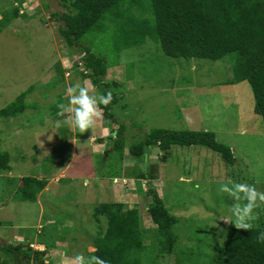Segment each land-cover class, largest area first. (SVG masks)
I'll return each instance as SVG.
<instances>
[{"label":"rangeland","instance_id":"374dc122","mask_svg":"<svg viewBox=\"0 0 264 264\" xmlns=\"http://www.w3.org/2000/svg\"><path fill=\"white\" fill-rule=\"evenodd\" d=\"M65 11L64 0H23L21 16L14 17L0 33V109L33 87L24 113L0 119V153L8 152L11 159V171L0 174V241L26 239L37 250L53 244L48 255L58 264H78V255L86 259L95 250L93 240L99 227L103 231L107 227L106 217L100 216L98 222L93 215L100 204L121 202L128 208L137 207L143 225L152 227L147 212L152 201L148 183L123 179L142 163L129 154V146L156 128L207 130L231 147L232 162L203 145H173L166 161L161 159L164 151L154 146L146 157L145 165L157 169L152 186L178 218L176 246L184 251L178 260L173 253L155 256V262L211 264L214 257L223 258L222 230L237 225L231 208L245 201L221 192L220 185L247 183L264 192V122L254 110L249 83L223 84L232 77L229 58H170L151 40L117 53L110 31L90 40L88 36L81 46H92L111 66L104 79L123 78L125 95L114 109L126 126L127 151L121 157L110 151L111 125L102 113L91 129L81 133L67 114L60 116L51 108L59 103V93L67 105V89L77 82L87 81L90 92L94 89L102 94L90 78L80 75L84 54L69 47L60 34L64 24L60 15ZM132 63L136 66L131 69ZM114 174L121 175L117 183ZM23 176L49 181L37 202L17 198V182ZM253 211L256 216L251 220L258 223L264 216V204ZM195 232L202 238L199 248L204 257L197 256V251L191 256L196 240L190 236Z\"/></svg>","mask_w":264,"mask_h":264},{"label":"trees","instance_id":"16d2710c","mask_svg":"<svg viewBox=\"0 0 264 264\" xmlns=\"http://www.w3.org/2000/svg\"><path fill=\"white\" fill-rule=\"evenodd\" d=\"M8 1V2H7ZM67 11L60 15L64 21L60 34L66 44L78 48L84 55L80 75L90 78L102 94L111 90L112 102L100 105L104 119L109 122L113 145L110 151H116L121 157L127 151L126 126L114 111L124 98L121 90L122 77L113 76L105 80L110 70L107 57L98 54L92 46H81V42L111 32V41L118 52L133 46H140L147 40L159 44L162 54L170 58L186 60L220 61L229 58L232 77L223 84H236L247 81L255 98L254 110L264 122V0H64ZM8 4L12 5L7 8ZM16 4V6H14ZM23 0H0V33L14 17L21 16ZM135 64L129 67L132 69ZM79 69V67H78ZM141 70V69H140ZM157 72V71H155ZM153 79V77H151ZM33 87L23 91L13 102L0 109V119L16 118L27 109L25 102ZM174 88V87H172ZM59 98L63 99L59 93ZM58 104L51 108L56 113ZM123 107H126L125 105ZM60 117V116H58ZM116 131L115 136L113 132ZM173 145H203L218 153L226 162H232L234 156L231 147L216 139L213 131L207 130H170L156 128L145 134L140 142L129 146V154L141 159L144 148L148 156L151 147L166 153ZM108 151V154L111 152ZM147 156V157H148ZM10 154L0 153V174L11 171ZM149 165V164H148ZM150 167L152 169H150ZM143 170L131 169L123 178L141 180L148 183L147 193L152 196L147 212L152 227L143 225L137 207L128 208L121 202L103 203L96 207L93 215L99 222L100 216L107 219L105 231L101 226L93 240L95 250L89 257L95 256L107 264H158L155 256L176 253L183 255V249L177 248L179 234L175 227L178 218L174 216L163 198L158 195L151 180L156 178L154 165ZM118 176L113 175V181ZM49 181L35 176H23L17 182V198L23 201L37 202L38 195L44 191ZM256 221H248L249 228L228 226L223 228L225 242L223 258H213L211 264H264V216ZM191 235L196 245L191 246V256H205L199 245L202 238ZM189 238V239H190ZM33 242L0 241V264H58L48 255L53 244H46L43 250L33 249ZM45 244L43 242H39ZM198 249V250H197ZM155 250L158 255H155ZM197 251V252H196ZM196 252V253H195ZM86 258V260L88 259ZM205 260V258H204ZM202 261V260H201ZM95 264V262H93Z\"/></svg>","mask_w":264,"mask_h":264},{"label":"clouds","instance_id":"9594fccd","mask_svg":"<svg viewBox=\"0 0 264 264\" xmlns=\"http://www.w3.org/2000/svg\"><path fill=\"white\" fill-rule=\"evenodd\" d=\"M67 92L69 93L68 103L67 105L59 104L57 114L60 116L67 114V120L81 133L91 129L95 121L100 117V105L107 106L113 100L111 90H106L103 94L96 92L94 89L90 92L87 81L72 84L67 89ZM117 179H114L113 182L117 183L118 181L115 182ZM220 191L235 195L237 201L241 199L245 201L243 205L239 202L235 203L231 208V213L238 221L237 227L249 228L250 224L247 221L254 219L256 216L253 210L264 204V192L258 191L254 185L247 183H235L232 187L227 184H221ZM259 238L264 239V233L260 234ZM76 261L78 264H93V262L95 264H107L106 261L100 260L95 256L86 260L82 255H78Z\"/></svg>","mask_w":264,"mask_h":264},{"label":"water","instance_id":"95a60500","mask_svg":"<svg viewBox=\"0 0 264 264\" xmlns=\"http://www.w3.org/2000/svg\"><path fill=\"white\" fill-rule=\"evenodd\" d=\"M147 148L145 147L144 148V152L141 154V168L143 169V170H145L146 169V163H145V160H146V157H147Z\"/></svg>","mask_w":264,"mask_h":264},{"label":"built area","instance_id":"2783aa9c","mask_svg":"<svg viewBox=\"0 0 264 264\" xmlns=\"http://www.w3.org/2000/svg\"><path fill=\"white\" fill-rule=\"evenodd\" d=\"M115 182H117V180H115Z\"/></svg>","mask_w":264,"mask_h":264},{"label":"crops","instance_id":"0c3cea01","mask_svg":"<svg viewBox=\"0 0 264 264\" xmlns=\"http://www.w3.org/2000/svg\"><path fill=\"white\" fill-rule=\"evenodd\" d=\"M49 187V186H48ZM46 190V189H45Z\"/></svg>","mask_w":264,"mask_h":264}]
</instances>
